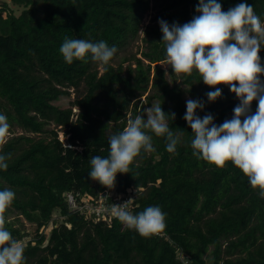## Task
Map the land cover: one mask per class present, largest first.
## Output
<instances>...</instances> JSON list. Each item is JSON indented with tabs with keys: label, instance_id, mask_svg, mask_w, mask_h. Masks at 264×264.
I'll list each match as a JSON object with an SVG mask.
<instances>
[{
	"label": "trees",
	"instance_id": "trees-1",
	"mask_svg": "<svg viewBox=\"0 0 264 264\" xmlns=\"http://www.w3.org/2000/svg\"><path fill=\"white\" fill-rule=\"evenodd\" d=\"M217 2L223 11L247 2L264 21V0ZM198 3L0 0V114L7 117L10 131L20 127L42 135H14L2 146L11 159L7 170H0V190L15 192L5 226L14 239L25 241L26 264H264V199L231 161L218 169L196 159L190 146L192 130L183 119L185 93L204 103L196 114H211L217 125L233 117L239 104L235 94L218 85L221 98L209 102L206 93L215 89L200 81L195 70L189 76L174 73L171 66L162 68L158 62L166 61V47L158 22L146 28L142 57L115 64L119 52L140 37L149 9L156 10L157 21L183 25L199 15ZM65 38L103 40L118 51L107 71L90 57L87 63L74 60L69 65L59 52ZM260 57L264 66V49ZM129 59L135 66H125ZM178 76L186 88L176 82ZM70 88L79 93L69 107L56 104L70 95ZM149 89L154 91L140 105ZM155 100L164 112L176 114L169 120L171 130H183L178 155L166 151L165 138L152 134L156 151L142 152L130 173L117 174L114 189L90 179V158L108 157L109 137L126 127L127 112L132 118L144 115ZM257 104L252 102V113ZM60 129L68 135L66 141L60 139ZM113 191L117 196H108ZM67 192L78 194V199L107 196L118 204L119 196L125 199L134 193L129 210L135 215L159 206L167 214V226L141 237L113 215L96 218L72 210ZM12 211L35 225L34 236L8 219Z\"/></svg>",
	"mask_w": 264,
	"mask_h": 264
},
{
	"label": "clouds",
	"instance_id": "clouds-1",
	"mask_svg": "<svg viewBox=\"0 0 264 264\" xmlns=\"http://www.w3.org/2000/svg\"><path fill=\"white\" fill-rule=\"evenodd\" d=\"M196 12L199 15L183 25L158 21L166 61L174 73L190 76L195 70L200 81L214 88L206 93L209 102L221 98L222 90L217 86L226 85L239 104L233 109L231 119L217 125L211 114L203 118L196 114L205 107L202 101H186L183 119L192 130V154L218 169L231 161L264 199V80L261 79L264 66L260 57L264 49V21L247 2L223 11L217 0H199ZM117 51L103 40L92 42L76 38H65L59 49L69 65L74 60L87 63L90 57L105 71ZM253 101H258L255 113L251 112ZM161 105L154 104L144 110V115L128 118L126 127L109 137L108 157L90 158V179L109 190L114 189L117 174L130 173L131 165L142 152L156 151L152 134L165 138L166 151L178 155L183 130H171L169 120L174 121L176 114L164 112ZM10 127L7 117L0 114V170H7V161L11 159L10 153L2 151V146L8 142ZM14 200V191L0 190V264H26L23 244L14 239L5 226V213ZM129 201L114 204L111 209L125 228L144 238L166 228L167 214L161 207L149 206L134 215L129 210Z\"/></svg>",
	"mask_w": 264,
	"mask_h": 264
},
{
	"label": "rangeland",
	"instance_id": "rangeland-1",
	"mask_svg": "<svg viewBox=\"0 0 264 264\" xmlns=\"http://www.w3.org/2000/svg\"><path fill=\"white\" fill-rule=\"evenodd\" d=\"M18 12H19V10H18ZM155 15H156V10H153V9H149L145 13L144 18H143V23H142V29L140 31V37L136 38L135 40L130 41L129 44L119 52L118 56L115 59L116 60L115 64H117V62L121 61L123 58H132V56L142 57V52L146 50V46H147L146 42L143 40V38L145 36L146 28L148 27V25L158 22L157 20H155ZM145 62H148V60H145ZM129 63L133 64L134 61L132 59H129V61L125 62V66H127ZM158 64L162 68H164L166 71L170 67V65L167 63V61H160V62H158ZM167 76H168L169 81L173 83V80H172V78L168 72H167ZM176 82L181 87L186 88V85L182 82V78L180 76H178V78L176 79ZM81 88H83V87H81ZM150 89H151V87H150ZM150 89L142 97H140L141 98V101L139 102L140 105L142 103L145 104L146 103V96L154 91V90H150ZM69 90H70V95L63 96L60 100L56 101L55 103L58 105H61L63 107H69L70 102L72 100H74V98L79 93L74 88H70ZM185 97L187 100L191 99V97L189 96L188 93H185ZM136 100L137 99H134L132 101L131 109H132L133 104L136 102ZM156 103H157V101L155 100L154 104H156ZM73 111H78V108L74 107ZM128 118H132V112L131 111L127 112V120H128ZM54 126L55 125L53 124V125H49L48 127L53 128ZM20 134L31 135V136H34L35 138H39L42 136V135L40 136L36 133L26 132L20 127H13L12 131H10V136L8 139H10L14 135H20ZM59 137L61 140L66 141V139L68 138V135H65L64 131L60 129L59 130ZM111 194H113L114 196H117L115 191L111 192ZM130 197L135 198L136 194L132 193V195ZM118 199L120 201L122 199V197L119 196ZM57 214L58 213H56V215ZM7 217L9 220H15V226L26 228L29 232L32 233L33 236L36 234L35 225L30 223L24 216L16 215L15 211H12V212H9L7 214ZM49 235L50 234L47 233V238L49 237ZM24 242H23V244H24Z\"/></svg>",
	"mask_w": 264,
	"mask_h": 264
},
{
	"label": "built area",
	"instance_id": "built-area-1",
	"mask_svg": "<svg viewBox=\"0 0 264 264\" xmlns=\"http://www.w3.org/2000/svg\"><path fill=\"white\" fill-rule=\"evenodd\" d=\"M66 195L71 209L75 211L78 210L80 213H83L88 217L99 218L102 216L107 217V215H112L111 209L113 205L118 204L109 201L107 196V198L100 196L96 199H92L89 195H83L81 199H78L79 196L76 193L74 194L72 192H67ZM108 196L116 197L111 194V192ZM132 199L133 198L130 196L126 197L125 199H121L120 203L123 204L129 200L132 201Z\"/></svg>",
	"mask_w": 264,
	"mask_h": 264
}]
</instances>
